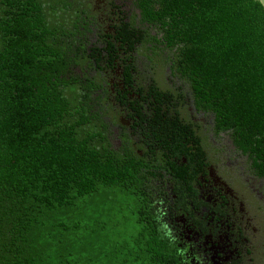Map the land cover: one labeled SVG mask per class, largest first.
<instances>
[{
  "label": "trees",
  "instance_id": "16d2710c",
  "mask_svg": "<svg viewBox=\"0 0 264 264\" xmlns=\"http://www.w3.org/2000/svg\"><path fill=\"white\" fill-rule=\"evenodd\" d=\"M84 2L0 0V264H184L152 205L151 153L110 145L95 96L101 69L93 79L74 70L94 60L76 50L80 28H69L88 21ZM139 9L162 35L151 58L173 62L264 178L261 3L140 0ZM124 28L121 45L109 42L111 60L142 43L136 23Z\"/></svg>",
  "mask_w": 264,
  "mask_h": 264
},
{
  "label": "flooded vegetation",
  "instance_id": "af4514ba",
  "mask_svg": "<svg viewBox=\"0 0 264 264\" xmlns=\"http://www.w3.org/2000/svg\"><path fill=\"white\" fill-rule=\"evenodd\" d=\"M81 6L88 21L76 26L75 20L70 30L80 28L76 50L94 60H75L80 65L74 70L93 79L101 69L102 88L95 96H101L110 145L142 158L151 153L152 205L182 262L264 264V178L251 155L218 131L215 115L198 107L172 61L151 58L162 35L142 22L140 0H85ZM132 22L142 43L132 58L111 60L109 42L121 45L124 27ZM99 58H105L101 66ZM150 82L164 93L150 92Z\"/></svg>",
  "mask_w": 264,
  "mask_h": 264
},
{
  "label": "water",
  "instance_id": "95a60500",
  "mask_svg": "<svg viewBox=\"0 0 264 264\" xmlns=\"http://www.w3.org/2000/svg\"><path fill=\"white\" fill-rule=\"evenodd\" d=\"M264 8V0H258Z\"/></svg>",
  "mask_w": 264,
  "mask_h": 264
},
{
  "label": "rangeland",
  "instance_id": "374dc122",
  "mask_svg": "<svg viewBox=\"0 0 264 264\" xmlns=\"http://www.w3.org/2000/svg\"><path fill=\"white\" fill-rule=\"evenodd\" d=\"M69 27V26H68ZM71 29V27H69Z\"/></svg>",
  "mask_w": 264,
  "mask_h": 264
}]
</instances>
